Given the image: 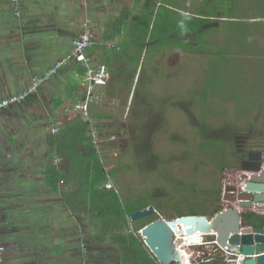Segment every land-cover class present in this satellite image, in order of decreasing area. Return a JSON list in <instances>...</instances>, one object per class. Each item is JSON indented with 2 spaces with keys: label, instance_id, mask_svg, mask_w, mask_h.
Returning <instances> with one entry per match:
<instances>
[{
  "label": "crops",
  "instance_id": "obj_1",
  "mask_svg": "<svg viewBox=\"0 0 264 264\" xmlns=\"http://www.w3.org/2000/svg\"><path fill=\"white\" fill-rule=\"evenodd\" d=\"M234 1L240 9L249 3V0ZM222 2L0 0V100L27 90L33 79L43 77L56 61L67 55L85 22L90 26L93 41L82 56L70 60L29 93L33 94L30 98L0 109V243L4 246L1 264H127L117 247H89L84 234L73 231V214L61 201L55 186L48 182L50 168L55 167L66 174L59 185L61 189L75 185L69 176L72 165L63 160L58 150L65 152L67 147L57 139L65 142L70 138L78 118L87 121L91 134L93 125L105 121L98 108L112 105V97L113 103L118 101L117 106L129 101L131 96L127 99L124 95L132 92L130 87L136 80L129 82L132 73L128 70L135 65L136 79L142 71L143 52L152 43L145 39L142 45L141 39L129 33L142 21L138 14L155 16L159 5L165 4L183 16L205 19L187 36L190 45H198L201 36L212 40L219 31L222 40L225 39L223 26L231 19L226 18L220 6L218 10L223 16L213 15ZM248 9L253 11L249 4ZM109 50L112 55L107 54ZM101 66L107 70L108 81L105 85H94L91 98L86 100L90 92H86L82 82L87 73ZM117 94L122 95L119 96L122 101ZM66 129L64 135L55 139ZM201 246L206 251L198 248L196 258L201 255L206 261L210 257L221 258L211 246ZM148 255L154 257L149 249ZM156 262L159 264L157 259Z\"/></svg>",
  "mask_w": 264,
  "mask_h": 264
},
{
  "label": "rangeland",
  "instance_id": "obj_2",
  "mask_svg": "<svg viewBox=\"0 0 264 264\" xmlns=\"http://www.w3.org/2000/svg\"><path fill=\"white\" fill-rule=\"evenodd\" d=\"M260 22L258 28L264 29ZM257 23L226 22L225 39L219 31L212 40L201 36L198 45H190L191 32L177 43H152L143 52L136 79L135 65L128 70L129 82L136 81L124 95L131 96L126 105L117 106L112 97V105L98 108L105 121L90 126V133L113 176L105 186L115 187L122 201L140 197L166 219L175 215L174 207L211 217L218 204H229L219 200L229 175L223 166L236 165L243 149H264V33L256 34ZM235 134L250 137L240 141ZM71 223L89 247L100 245L93 242L95 220L77 214ZM198 248L205 249L189 248L191 264L205 259L196 258Z\"/></svg>",
  "mask_w": 264,
  "mask_h": 264
},
{
  "label": "trees",
  "instance_id": "obj_3",
  "mask_svg": "<svg viewBox=\"0 0 264 264\" xmlns=\"http://www.w3.org/2000/svg\"><path fill=\"white\" fill-rule=\"evenodd\" d=\"M223 1L220 5H217L216 11L214 9L213 15L215 13L221 14L218 10L220 6L221 10L224 9L226 18L231 19L230 22H238L243 25L258 22L256 34L264 33V29L258 28L260 21L264 19V2L249 0V3L246 2V6L240 9L234 0ZM247 4L252 7L253 11L248 9ZM168 13H172V15L170 16ZM201 15L204 14L201 13ZM221 16L223 15L221 14ZM183 17H185L184 20H182ZM250 19L252 21H248ZM256 19L259 20L257 21ZM204 20L195 16H183L176 10L168 8L165 4H160L155 16L152 13V16L148 15L146 19L142 18L141 23L136 25L134 30H130L129 33L141 39L142 45L145 44V39L157 45L161 43H177L180 35L192 32ZM152 43L147 48L151 47ZM261 48H264V45ZM232 74L233 78H235V74ZM32 95L28 94L25 99L30 98ZM74 123L70 138H66L65 142L63 139H57L67 132L66 129V131L64 130L57 135L55 139L59 140V144H64L67 147L65 152L64 150L60 151V148L58 150L62 154L63 160L72 165V172L69 176L72 177L75 185L67 190L61 189L59 185L65 179L66 174L55 167L50 168L48 182L55 186V191L61 194V201L70 209L73 215L82 214L96 221L97 226L93 233V242L100 244L102 247H104L103 245L117 247L122 257L121 259L127 264L129 262H131L130 264H158L155 257L152 259L149 257L148 248L144 244L143 238L139 235V230L148 222L159 218V214L154 212L140 219L130 220V214L133 211L146 207L151 203L140 197L134 201L124 202L115 187L105 186L113 176L112 173L106 170L97 154L92 135L88 133V123L80 118L76 119ZM219 200H221L220 197ZM217 206L215 212L223 208L222 205L218 204ZM174 208L176 209L175 215H172V217L170 215V218L167 219L184 214L208 215L205 211L186 213V211H180L177 207ZM260 219L261 214L258 212H242L241 225H255ZM137 231L139 234L136 233ZM199 264L226 263L221 258L210 257L207 261L205 259L201 260Z\"/></svg>",
  "mask_w": 264,
  "mask_h": 264
},
{
  "label": "water",
  "instance_id": "obj_4",
  "mask_svg": "<svg viewBox=\"0 0 264 264\" xmlns=\"http://www.w3.org/2000/svg\"><path fill=\"white\" fill-rule=\"evenodd\" d=\"M249 154L242 161L239 184L232 189L238 194L223 197L227 205L208 218L200 214H184L171 219L159 217L145 224L139 233L144 244L161 264H191L181 257V248L208 244L226 264H264V224L241 225L242 209L249 207L264 212V171L261 152ZM229 186L226 187L228 191ZM244 207V208H243ZM156 212L153 205L137 209L130 220H137ZM191 256V255H190Z\"/></svg>",
  "mask_w": 264,
  "mask_h": 264
},
{
  "label": "built area",
  "instance_id": "obj_5",
  "mask_svg": "<svg viewBox=\"0 0 264 264\" xmlns=\"http://www.w3.org/2000/svg\"><path fill=\"white\" fill-rule=\"evenodd\" d=\"M16 14H18V10H16ZM93 44L92 41V34H91V29L90 26L87 22L84 23L83 28L81 33L75 37L72 41V49L71 51L61 57L58 61H56L47 71V73L40 78H35L32 80V83L30 86L27 88L22 93L19 94H14L10 95L2 100H0V109L3 107L8 106L9 104L12 103H17L21 102L22 100L25 99V97L34 91H36L37 87L45 80L50 78L52 75L55 74V72L65 66L70 60L75 59L77 57L82 56L85 51L91 47ZM112 46V45H110ZM109 78V75L107 73V70L104 67H99L94 71L93 73H87L84 81L82 82V85H86L89 87L88 92H90V89L94 87V85H104L107 83ZM90 95H86V100H89ZM84 108H86V103L83 105ZM110 187V186H108ZM3 251H4V246L0 243V264L2 263L3 259ZM199 251V250H198ZM209 259V258H207Z\"/></svg>",
  "mask_w": 264,
  "mask_h": 264
},
{
  "label": "flooded vegetation",
  "instance_id": "obj_6",
  "mask_svg": "<svg viewBox=\"0 0 264 264\" xmlns=\"http://www.w3.org/2000/svg\"><path fill=\"white\" fill-rule=\"evenodd\" d=\"M248 136L250 137V135L248 134H235L234 137L236 140H246L248 138ZM242 138V139H241ZM239 145V144H237ZM242 150V148H241ZM255 152H261V168H262V171H264V149H257V150H244L239 152V156L237 158V164L236 165H228V166H223V168L227 169V173L229 174L228 175V178H226L224 181H223V187L221 189V192L219 193V197H220V201L221 202H228L226 200L223 199V197L225 196V194L228 192L229 195H234V194H238V191L237 190H234L232 189L233 186H237L239 184V179H238V174L240 173L241 171V164H242V161H244L245 159L248 158L249 154H252V155H255L254 153ZM229 186V189L228 191L226 190V187ZM213 202H216V201H212ZM229 204L228 205H236L238 202H228ZM244 208V207H243ZM257 209L253 210V208L249 209V207L247 208H244L242 209V212H254V213H257L256 212ZM259 214H261V212H259ZM207 216V215H205ZM208 217V216H207ZM210 218V217H208ZM264 224V212L263 214H261V219L257 222L256 225H262ZM100 246V245H99Z\"/></svg>",
  "mask_w": 264,
  "mask_h": 264
},
{
  "label": "bare ground",
  "instance_id": "obj_7",
  "mask_svg": "<svg viewBox=\"0 0 264 264\" xmlns=\"http://www.w3.org/2000/svg\"><path fill=\"white\" fill-rule=\"evenodd\" d=\"M193 244H196V243H193ZM184 246V249L183 248H181V252H180V254H181V257L185 260L187 257H186V255H185V251H187V253L189 254V257H190V253H189V249L188 248H186L187 246L186 245H192V243H185L184 242V244H183ZM189 257L187 258V259H189ZM190 261V260H189ZM191 263V262H190Z\"/></svg>",
  "mask_w": 264,
  "mask_h": 264
},
{
  "label": "clouds",
  "instance_id": "obj_8",
  "mask_svg": "<svg viewBox=\"0 0 264 264\" xmlns=\"http://www.w3.org/2000/svg\"><path fill=\"white\" fill-rule=\"evenodd\" d=\"M224 260V259H223Z\"/></svg>",
  "mask_w": 264,
  "mask_h": 264
}]
</instances>
